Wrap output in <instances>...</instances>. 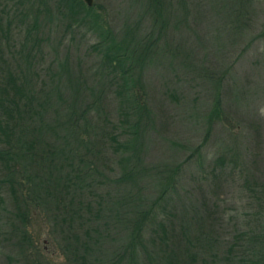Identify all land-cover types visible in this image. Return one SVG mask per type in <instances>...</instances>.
Segmentation results:
<instances>
[{"label": "rangeland", "instance_id": "1", "mask_svg": "<svg viewBox=\"0 0 264 264\" xmlns=\"http://www.w3.org/2000/svg\"><path fill=\"white\" fill-rule=\"evenodd\" d=\"M13 1L44 142L0 161V264H264V0Z\"/></svg>", "mask_w": 264, "mask_h": 264}, {"label": "trees", "instance_id": "2", "mask_svg": "<svg viewBox=\"0 0 264 264\" xmlns=\"http://www.w3.org/2000/svg\"><path fill=\"white\" fill-rule=\"evenodd\" d=\"M9 1L12 2L13 0ZM28 1L31 3L36 0ZM37 1L39 2V0ZM238 1L240 3H247V0ZM22 75L24 79H27L25 78L26 74L24 72ZM5 86L8 89L4 88L0 95V133L5 136L4 142L6 143V147L0 149V161L5 164H12L17 161L21 154H30L32 157L35 156L33 158H40L43 154V150H40V152H35V150L38 147L37 145L43 143L44 140L40 136L41 126L36 127L35 122L40 119L43 106L37 101L38 98L35 95V85L25 80L11 82ZM26 141H28L27 144L25 143ZM31 148H34V150H28ZM82 160V158H79L80 163H82ZM65 180L66 182L63 185L70 184L71 188L76 187L74 186L75 179L72 180V178H70L64 179V181ZM161 198H163V196H161ZM25 207H28V205H25ZM143 218L146 220L147 215ZM135 232L140 235L141 227L139 226ZM164 259L168 261L167 264H172L169 257H164Z\"/></svg>", "mask_w": 264, "mask_h": 264}, {"label": "water", "instance_id": "3", "mask_svg": "<svg viewBox=\"0 0 264 264\" xmlns=\"http://www.w3.org/2000/svg\"><path fill=\"white\" fill-rule=\"evenodd\" d=\"M85 2H86L88 5H91V4H92V1H91V0H85Z\"/></svg>", "mask_w": 264, "mask_h": 264}]
</instances>
